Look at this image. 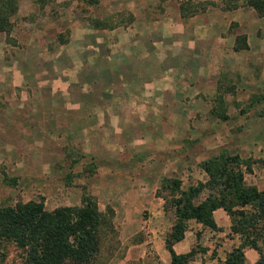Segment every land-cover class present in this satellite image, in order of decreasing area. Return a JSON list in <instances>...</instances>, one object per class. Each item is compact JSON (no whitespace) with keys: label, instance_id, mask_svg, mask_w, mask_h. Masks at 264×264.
I'll list each match as a JSON object with an SVG mask.
<instances>
[{"label":"crops","instance_id":"1","mask_svg":"<svg viewBox=\"0 0 264 264\" xmlns=\"http://www.w3.org/2000/svg\"><path fill=\"white\" fill-rule=\"evenodd\" d=\"M197 10H184L182 15L177 6L179 16L187 20L183 27L192 36L188 32L181 36L184 29L176 27V14L163 11L159 20L148 19L141 28L132 25L138 21L131 23L117 50L106 41L99 43V52L90 53L44 49L43 31L28 29L27 38L22 34L23 38L14 40L0 30V155L11 161L5 173L26 170L30 178L33 172L30 180L45 191L60 183L72 191L77 203L79 189L73 185L74 178L67 177L69 173L90 165L95 169L90 187L106 188L116 173L133 172L131 180L122 184L127 191L121 193L127 194L131 203L145 197L147 186L158 181V174L172 169L175 161L184 165L191 155L180 149L181 116L176 112L181 100L179 78L187 77L190 82L201 76L205 81L214 70L231 76L234 54L253 49L251 35L238 19H233L240 26L236 30L231 31V25L226 24L231 32L225 37L196 36L193 15ZM237 33H244L247 46L233 50ZM254 43L261 46L263 41L255 38ZM223 46L227 52L220 55L219 51L217 56ZM214 55L219 62L213 70L209 65ZM161 107V112L156 111ZM160 133L166 134L167 145L157 150L155 137ZM135 140L141 143H133ZM124 179L119 176L115 181L122 183ZM221 214L225 215L221 207L212 211L218 227L228 222L218 218ZM150 235L155 236L154 232ZM180 242L173 245L176 251H181L176 249ZM252 249L247 247L251 254ZM167 261L168 257L165 264Z\"/></svg>","mask_w":264,"mask_h":264},{"label":"rangeland","instance_id":"2","mask_svg":"<svg viewBox=\"0 0 264 264\" xmlns=\"http://www.w3.org/2000/svg\"><path fill=\"white\" fill-rule=\"evenodd\" d=\"M236 1L240 3L242 0ZM0 5L7 13H10L11 7L15 8L9 14L12 27L7 32L4 31L7 37L18 40L23 38L20 36L22 34L27 38L25 33L28 29L31 32L43 31L41 37L44 38V49L58 47L62 51L66 49L69 54L99 52L97 48L100 42L111 43L113 49L117 50L131 23L138 21L132 24L134 29L135 25L138 28L148 19L159 20L158 16L163 11L169 12V15L174 12L176 15L173 20L179 24L176 27H183L187 20L179 16L178 5L198 9L197 14H192L196 23V36L225 37L241 26L251 35L253 46V49L234 54L235 61L230 64L234 69L231 76L214 70L219 62L214 55L209 69H213L215 74L206 77L205 81L201 80V76H196L190 82L187 77L179 78L177 87L181 100L176 112L181 116L178 124L180 149L186 150L191 158L184 165L175 161L172 169L158 174V181L147 186L146 196L141 200L132 199L130 203L127 194H121L127 191L126 185L122 187V184L127 179L131 180L133 172L116 173L115 178L125 177L122 183L113 178L106 188L94 184L90 187L89 182L95 169L86 164L81 171L67 175L70 179L74 178L73 185L79 189L77 203L73 202L75 199L69 188L59 186V183L56 189L45 191L34 180H30L35 173L31 172L29 178L28 172L23 170L18 174L8 173L14 178L13 181L3 180L0 173V204L16 199L42 197L45 207L51 209L60 204H79L87 193L91 194L99 209L103 210L106 205L113 209V238L103 242L101 247L100 256L104 264H165L166 257L169 261L170 255L164 245V237L171 229L174 216L171 206L164 203L165 191L160 188L159 183L161 177H178L182 186L203 178V172L197 166L198 161L225 149L250 160L252 169L245 173L246 182L258 187L264 185V172L259 164L260 158L264 157V17L259 18L262 15H256L251 8L241 3L232 9L223 8L220 0H0ZM201 5L203 8L208 7L201 11ZM204 11L205 15H200ZM233 19H238L241 25L233 22ZM165 23H168L167 19L164 20ZM227 23L231 25V31L226 30ZM183 29L181 36H187L188 33L192 36L187 27ZM33 36L31 34L30 38ZM255 38L263 41L261 46L255 45ZM225 42L224 39L222 43ZM226 49V46L220 48L217 56L219 51L220 55H225ZM218 97H221V103H218ZM162 108H156V111L161 112ZM215 109L221 113L216 115ZM164 129L168 130V125ZM165 135L160 133L155 137V149L166 147ZM133 143L141 141L135 140ZM184 144L187 147L182 148ZM142 145L144 146L143 142ZM161 156L159 155L160 158ZM164 158L166 157L163 156ZM10 164L9 158L0 155V168L4 172ZM21 173L26 175L25 178L19 177ZM77 177L81 178L77 180ZM224 213L218 218L227 219L228 222L219 225V229H210L200 222L188 219L183 236L179 239L180 246L176 248L181 251L173 249L176 252H186L191 247L194 248L188 264H222L226 253L237 240L236 235L230 232L229 216L225 211ZM151 232H154V237L150 235ZM179 240L173 242L172 246ZM252 250L251 254L247 247L244 248L245 258L249 263L257 257L256 250Z\"/></svg>","mask_w":264,"mask_h":264},{"label":"trees","instance_id":"3","mask_svg":"<svg viewBox=\"0 0 264 264\" xmlns=\"http://www.w3.org/2000/svg\"><path fill=\"white\" fill-rule=\"evenodd\" d=\"M214 4L213 1H209ZM223 8L244 4L258 16L264 14V0H220ZM203 8V5H201ZM0 5V30L7 32L13 22ZM181 14L186 6L179 5ZM193 9V7H191ZM244 33L235 34L232 48L246 47ZM218 97V103H221ZM221 105V104H220ZM216 115L221 113L214 110ZM264 172V157L259 160ZM197 166L203 178L182 186L178 177L163 176L160 188L164 203L172 208L173 222L164 237L169 252L167 264H188L194 248L176 252L173 242L183 236L186 221L193 219L210 229L216 225L212 211L221 207L229 216L230 232L238 242L231 246L222 264H264V185L245 181L251 162L236 152L220 149L200 161ZM5 181L14 178L0 168ZM113 209L101 210L93 195L84 196L79 204H60L46 208L42 197L16 199L0 204V264H104L102 243L113 238ZM245 247H252L257 257L247 262ZM106 264V263H105Z\"/></svg>","mask_w":264,"mask_h":264}]
</instances>
